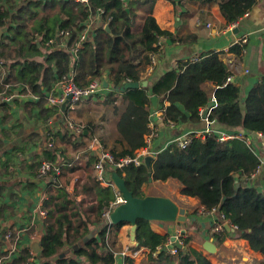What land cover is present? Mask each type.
<instances>
[{
  "label": "trees",
  "instance_id": "16d2710c",
  "mask_svg": "<svg viewBox=\"0 0 264 264\" xmlns=\"http://www.w3.org/2000/svg\"><path fill=\"white\" fill-rule=\"evenodd\" d=\"M13 1L0 0V30L7 29L0 36V59L3 60L1 67L7 70V81L27 85L24 86L26 90L30 88L40 95L39 101L29 105L39 109L40 117L48 118L57 112V108L46 107V90H52L63 76L73 72L77 85L85 87L108 73L112 90L102 99L92 101L85 98L78 104L79 115L85 123L83 129L88 130L89 135H98L99 141L115 158L134 157L137 150L147 145L146 135L152 132V94L161 99L165 124L185 120L200 122L203 119L201 110L209 104L210 98L204 89L206 82L217 86L214 93L216 103L208 115L211 122L264 135V76L242 101L240 88L228 81L231 72L215 50L201 53L196 60L179 62L178 68L161 76L151 91L142 86L120 89L134 77L139 81L147 79L144 75L147 65L151 63L152 55L162 52L163 38L176 40L171 31L160 27L153 15L156 0H89V5L74 0H25L19 8L5 5ZM208 2L217 3L226 23L232 25L251 12L259 0ZM100 8L104 13L99 24L92 25L93 30L83 41L76 57L57 46V36L61 37L60 32L64 30L69 31L68 44L72 46L79 38L85 21ZM107 23L109 29L105 28ZM36 32L42 36L40 40L33 38ZM7 107L6 102L0 103V111L6 114ZM106 122L108 126L104 125ZM65 128L56 133L50 131L46 142L52 141L53 147L45 148L32 166L40 164V168L44 160L64 163L68 158V162L71 161L65 155L64 144L69 142L76 149L84 141H79L80 138L74 140L68 135L70 129L66 128L65 132ZM100 129H103L101 135L97 134ZM236 134L226 140H220L216 133L195 135L186 147L173 142L156 154L150 167L132 164L123 177L129 190L137 197L146 196L143 187L150 183V178L177 180L184 195L197 198L209 215L215 216L211 220L212 225H223L222 231L211 232L217 245L229 237L245 238L254 251L264 255V190L249 184L261 160L255 147L246 141V135ZM58 135L62 146H58L55 139ZM82 155L86 157L88 166L95 164L97 157L90 151L79 154L75 163L80 165ZM3 163L6 173L11 172L12 167L14 169L9 157ZM115 170L122 175L121 170ZM91 178V182L83 184L82 190L97 197V202L89 207L96 213V227L91 230L88 218L84 217L74 227L68 215L64 214L59 224L67 222L70 233H66L64 228H53L49 219L53 211H47L39 260L33 264H118L116 252L121 248L118 247L117 235L120 228L128 223L104 221L103 209L115 196L111 188L102 187L94 177ZM237 183L241 184L238 188ZM63 193L66 194L61 188L60 194ZM68 197L66 194L62 203L64 208L72 201ZM218 208L220 212L216 211ZM150 222L146 219L137 221L138 246H146L149 250L143 264H213L202 251L189 245L191 236L187 232L182 234L183 245L178 253L160 250L170 235L154 231ZM227 222L233 229L225 227ZM82 224L87 230L80 239H76ZM93 232L83 245L72 248L87 237L86 233ZM65 246L71 247V252L65 253ZM23 260L25 262L26 257ZM126 263L135 264L130 256L125 257Z\"/></svg>",
  "mask_w": 264,
  "mask_h": 264
},
{
  "label": "crops",
  "instance_id": "0c3cea01",
  "mask_svg": "<svg viewBox=\"0 0 264 264\" xmlns=\"http://www.w3.org/2000/svg\"><path fill=\"white\" fill-rule=\"evenodd\" d=\"M24 1L14 0L12 3L6 2L5 5L8 8H19ZM153 15L160 27L171 31L176 40L163 38L161 41L162 52L157 55L153 69L150 67L151 63L147 65L144 75L147 76L145 80H148V85L145 88L149 91L152 90L153 84L161 76L175 68L177 69L179 62L196 60L201 53L210 50L217 51L218 57L227 64L231 72L230 76L233 77L231 82H234L240 88L242 101H244L252 86L264 76V0H259L255 8L235 23L236 25H228L221 15L219 5L215 2H208V0H156ZM93 24L98 23L94 22ZM235 28H239L237 33H232L229 36L225 35L227 31ZM92 30L93 28L90 29V31ZM57 37V46L68 51L70 47L68 44L69 39L67 42L60 39L59 36ZM33 38L40 40L42 36L36 32ZM63 40L65 46H63ZM71 56L75 57L72 53ZM6 75L7 70L2 67L0 69V89L5 84L11 83L13 87L11 92L16 94V97L6 101L8 114L2 110L0 111V160L5 161L9 157L11 164L15 166L14 169L13 167L10 169L11 172L6 173L3 161H0V259H3L1 264H13V262L21 264V259L22 264H33L36 260H39L41 241L46 231L44 225L47 217L39 214L41 195L45 194L46 196L43 201L44 208L48 212L53 211L49 218L52 221L53 228H64L66 233H70L66 226L67 222L64 221V225L59 224V219L64 214L68 215L74 227L82 222V217L88 218L91 230L95 227L97 223L96 213L91 211L89 207L97 202V197L91 191V193H87L82 189L80 192L78 190L79 183L91 182V177L97 180L94 163L88 166L85 163L86 157L82 155L79 165L75 163V158H79V154L84 151H90L92 155L97 157V153L89 150L88 145L94 138L100 139V137L89 135L88 130L83 129L82 132L78 133L71 129V123L80 125L82 128L85 125L79 115V104L75 109L66 108L62 110L61 105L53 106L46 101V107H56L57 112L48 118L40 117L39 109L32 108L29 103H36L41 99V96L33 93L30 88L26 90L27 85L16 81H7ZM100 78L109 82L108 73ZM132 79L139 81L137 77ZM216 88L217 86L213 82L204 84V89L212 98V100L209 98L208 105H215L216 103L214 94ZM52 90H46L47 95ZM111 90L112 86L109 82V86L103 88L97 96L89 98L92 101H97L104 98ZM11 92L9 88L7 95ZM165 104L167 105L168 102H165ZM152 116L153 121L150 123V127L151 131L154 132V136L147 146H149L152 152L151 155L154 157L173 143L176 138L189 132L204 130L207 127L227 134L233 135L239 132L250 136L261 160V169L256 177L250 180L249 184L264 190V136H260L259 133L247 132L244 129L209 122L206 118L196 123L185 120L179 123L165 124L162 120L160 97L158 110L154 111L152 109ZM96 120L98 121V116H96ZM104 125L108 126L109 123L106 122ZM64 127L70 129L68 135L72 136L74 140L80 138L79 141L84 142L76 149L69 142L64 144L65 155L71 158V161L68 162V158L65 159V162L62 163L61 174L58 176L57 182L53 183L39 177L40 164L36 166L31 164L38 161V155H43L44 149L47 148V135L50 131L56 133L58 130H63ZM102 132L103 129H100L97 134L101 135ZM55 139L58 146L63 145L59 135L55 136ZM170 186L171 190L169 192H159L161 188ZM102 187L111 188L116 198V188ZM61 188L68 194V198L72 199L66 208L62 204L65 201L66 194H60ZM181 190L182 185L177 180L172 179L166 181L152 180L148 185H145L146 195L170 197L188 211V218L185 223L178 220L174 223L151 221L150 226L154 231L160 234L168 233L170 236L187 232L186 234L191 236L189 245L202 251L213 264H262L264 262V255L254 251L245 238L229 237L223 243L216 244V253L212 254L206 251L203 247L204 242L207 239L215 242L214 237L211 235V220H214L215 216H210L209 212L205 210V206L197 198L184 195ZM28 222H30L29 226H27ZM22 227L28 228L20 230ZM9 230L13 232L12 239L7 236ZM80 230L79 235L75 237L76 239L81 238L87 230L86 226L82 224ZM88 233H86L87 236ZM39 236H41L40 248L39 251H36L33 243ZM83 238L81 242L79 241L80 243L74 244L72 248L83 245L86 237ZM11 240L15 242L16 251L14 255L8 254ZM117 242L121 250L129 246L139 245V242L135 245L131 243V224H124L120 228ZM72 248L65 246L63 251L69 253ZM69 249L70 251L67 252ZM148 253V247L138 246L132 248V251L129 250L127 256L132 257L135 264H143L147 260ZM24 257H26L25 262Z\"/></svg>",
  "mask_w": 264,
  "mask_h": 264
},
{
  "label": "built area",
  "instance_id": "2783aa9c",
  "mask_svg": "<svg viewBox=\"0 0 264 264\" xmlns=\"http://www.w3.org/2000/svg\"><path fill=\"white\" fill-rule=\"evenodd\" d=\"M79 3H84L89 5V0H74ZM104 13V9H98L91 19L89 18L86 23L84 24L83 29L80 32L79 38L75 41V43L69 47L68 51H70L75 57L79 50V48L82 46L83 41L87 38V35L93 25V23H98L101 15ZM236 25V24H233ZM61 39H64L65 41L68 40L69 37V31L64 30L60 32ZM63 40V46H65V42ZM157 55L151 56V69H153ZM2 61L0 59V64H2ZM233 77L229 76L228 81H232ZM104 81L102 78L97 77L94 80H92L87 86L80 87L77 85L74 73L71 72L69 75H65L62 77V79L58 82L57 86L47 95V101L53 106L61 105L63 103L67 102L66 107L69 109H75L78 102L82 99L89 98V97H95L97 94L103 89L104 87ZM10 88V92L12 91V84L7 83L4 85L2 89H0V103L10 101V99L16 97V94H12V92L7 95V90ZM38 97V96H36ZM214 105H212L207 113L206 119H208V115ZM204 110H201V113L203 114ZM209 122H211L208 119ZM71 129H73L75 132H82L83 128L80 125H76L71 123L70 125ZM212 133H216L218 138L220 140H226L227 138L235 137L237 134H227L221 131H217L215 129L207 127L204 130L201 131H193L189 132L188 134L184 136H180L174 140V142L178 143L181 147H186L192 140V138L196 136H205ZM243 134V133H240ZM239 134V135H240ZM246 135V134H245ZM260 136H264L261 132H259ZM154 136V132L152 131L146 136V143L147 145L150 143L152 137ZM246 141L248 144L253 145V140L250 136L246 135ZM144 146L141 149L137 150L136 155L134 157L126 156V157H120L115 158L99 141V139L94 138L88 145L89 150H93L97 153V160L94 164L95 168V175L97 181L102 186L106 187H114L116 188V198L110 202V204L103 209V219L106 223H112L111 214L113 210L120 205L121 203L125 202V199L116 185L115 181L113 180L112 174L113 171H116L115 169L122 171V176L126 174V171L128 167H130L132 164L134 165H141L145 164V157L147 155H151V151L149 146ZM254 146V145H253ZM46 147H53V142L48 141L46 142ZM62 163H55L49 160H44L39 168L38 174L39 177L45 178V179H51L53 183L57 182L58 176L61 174L62 170ZM261 169V164L257 167L256 171L252 174L251 179L256 177L258 172ZM51 172H54L51 174ZM118 172V171H117ZM77 180H79L78 177H76ZM81 182V181H79ZM83 182V181H82ZM79 186V185H78ZM46 198L45 194L41 195L39 200V214L43 217H47V210L44 208V199ZM30 225V222L27 223V226ZM28 227H22V229H27ZM223 230V225L217 224L212 228L211 232H219ZM12 231L9 230L7 233V236L12 239ZM183 245V239H182V232L177 233L174 236H171L168 241L163 244L160 247V250H164L167 253L176 254L179 251V247ZM132 251V248L126 247L125 249H122L121 251L116 252L117 260L122 259V264H125V257L127 256L128 251ZM16 251L15 248V242L11 240V246L8 250V254L14 255ZM3 262V259H0V264ZM127 264V263H126Z\"/></svg>",
  "mask_w": 264,
  "mask_h": 264
},
{
  "label": "water",
  "instance_id": "95a60500",
  "mask_svg": "<svg viewBox=\"0 0 264 264\" xmlns=\"http://www.w3.org/2000/svg\"><path fill=\"white\" fill-rule=\"evenodd\" d=\"M106 29H109V23L105 25ZM7 29H1L0 30V36L4 31ZM239 31V28L232 29L230 31H227L225 35H231L232 33H237ZM148 85V80L143 81H137V80H130L124 83L120 87L121 90H125L127 88H137V87H146ZM104 86L108 87L109 82L107 80L104 81ZM212 100V98H210ZM66 103L61 104L62 110L66 109ZM151 104L152 109L154 111L158 110L159 107V97L156 94H152L151 96ZM212 105H208L204 109V112L202 114L203 118L205 119L207 116V113ZM87 133V131H85ZM93 153V152H92ZM94 154V153H93ZM155 157L153 155H147L145 157V165L147 167L151 166V162L153 161ZM113 180L115 181L116 185L120 189L125 202L118 205L111 214V219L113 223L117 222H127L131 224V243L132 245L138 244V241L136 239V230H137V221L138 219H146L148 221H161V223L166 221H175L178 220L181 223H185L188 218V211L185 207H182L179 205L176 201H174L172 198L167 196H161V195H146L144 197H137L133 195L132 191L129 190V188L126 185L125 178L117 171H113L112 174ZM153 178H150V181H152ZM244 186H248L247 183L243 184ZM237 188L241 186L240 183H237ZM217 212H220L221 209L218 208L216 210ZM195 219V218H194ZM225 227L227 229H233L230 223H225ZM93 233H90L84 241H86L89 237H91ZM41 236L37 238V240L34 241L33 247L36 251H39V242H40ZM203 247L206 251L209 253H216L217 247L216 243L213 242L211 239H207ZM70 249L67 251L69 252ZM61 255H58L55 257V259H58ZM122 259H119V264H122Z\"/></svg>",
  "mask_w": 264,
  "mask_h": 264
},
{
  "label": "rangeland",
  "instance_id": "374dc122",
  "mask_svg": "<svg viewBox=\"0 0 264 264\" xmlns=\"http://www.w3.org/2000/svg\"><path fill=\"white\" fill-rule=\"evenodd\" d=\"M3 34V33H2ZM2 36V35H1ZM2 63H3V61H2ZM1 65L2 64H0V69L2 68L1 67ZM83 184L84 183H79V192L81 191V189L83 188ZM172 186H174V185H172ZM145 188V186L143 187V189ZM171 190V186L170 187H164V188H161L160 190H159V192H164V191H166V192H169ZM175 221H177V220H175ZM156 222H161V221H156ZM165 223H174V221H166ZM96 227V226H95ZM187 235H189V234H187Z\"/></svg>",
  "mask_w": 264,
  "mask_h": 264
},
{
  "label": "clouds",
  "instance_id": "9594fccd",
  "mask_svg": "<svg viewBox=\"0 0 264 264\" xmlns=\"http://www.w3.org/2000/svg\"><path fill=\"white\" fill-rule=\"evenodd\" d=\"M66 105H67V104H66ZM66 108H67V107H66ZM213 227H214V225H212V228H213ZM211 231H212V229H211ZM182 234H183V233H182ZM170 237H171V236H170ZM170 237H169V238H170ZM169 238H168V239H169ZM120 251H121V250H120ZM118 264H119V261H118Z\"/></svg>",
  "mask_w": 264,
  "mask_h": 264
}]
</instances>
